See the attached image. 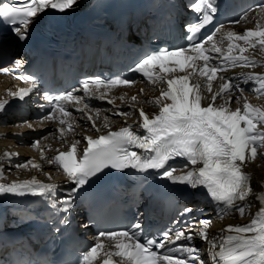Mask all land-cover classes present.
<instances>
[{
  "label": "snow or ice",
  "instance_id": "1",
  "mask_svg": "<svg viewBox=\"0 0 264 264\" xmlns=\"http://www.w3.org/2000/svg\"><path fill=\"white\" fill-rule=\"evenodd\" d=\"M77 0H18L17 3H0V24L10 26L13 33V42L23 45L30 38L33 26L39 25L43 16L51 10L64 14L72 10ZM264 10V5L260 6ZM186 11L193 17L185 18L181 25L183 39L186 46L176 49L161 48L146 54L138 60L129 71L141 74L149 83H164L160 95L152 104L158 107L157 114H148L139 110L140 127L146 132L141 136L131 130V126L121 127L118 131H108L106 134L85 136V146L82 155L78 153L81 141H74L67 151L58 150L54 157L44 156L41 149V158L47 159L57 170H62L67 181L73 185L60 196L57 185L46 184L35 178L12 183H0V198L13 197H40L41 203L50 202L56 211L70 214L75 205L76 197L86 191L93 178L106 169L116 170L126 174V170H133L143 175L147 181L148 176L159 177L170 182L171 185H182L181 188H171L170 192H189L192 196H206L210 202L219 207L224 213L238 212L244 216L246 208L252 207L249 197L253 192L250 184V175L243 169L247 163L258 156L264 158V109L253 107L247 100L241 108L230 109V104L240 103L245 92L251 91L257 95H264V73L249 72L236 77L218 75L232 68L254 69L258 62L246 53L249 49H256L264 53V26L257 25L255 29H246L242 34L235 31L222 32L223 25L216 24V18L221 10V0H187L184 4ZM247 16L241 15L239 20L229 21L230 24H240ZM60 18L56 17L53 23ZM166 24H162L160 31ZM210 26L211 31L203 35ZM217 34L220 40H216ZM156 37L154 36L153 39ZM227 40V48L223 47ZM239 42H243L240 44ZM5 41L0 38V50L6 51L2 46ZM213 53L217 54L216 56ZM216 61V62H214ZM24 61L19 57L13 58L9 64L0 65V73L15 75L17 80L28 84L17 91H8V95L19 101L26 102V98L37 93L38 81L32 74H15V68ZM259 66L264 67V62ZM159 72H156V69ZM163 73L164 75H161ZM176 73L184 75L176 76ZM219 80L218 88L213 90V81ZM135 81L125 78H87L82 81L84 97L89 99H104L106 92L115 86H130ZM251 83L253 87L246 89L241 84ZM102 87L105 91L97 94ZM79 91H64L59 93L45 92L43 99L48 106L46 115L39 117L41 122L58 119L59 140L65 142V136L73 129L70 122L72 112L66 107L74 102L83 107L76 110L84 112L90 106L83 97L76 95ZM143 90H141L142 92ZM239 91L240 95L233 100V93ZM207 92L210 96L204 95ZM123 101V97H120ZM131 100L135 102L136 96ZM223 103H217V101ZM113 103L112 99L107 101ZM7 101H0V114H7ZM41 109L45 105H39ZM97 113L99 110H95ZM87 119L92 122V128L97 133L95 118L88 113ZM114 115L125 116L128 112L116 109ZM4 116H0V121ZM104 127H108L105 117ZM22 125L32 127V122L22 121ZM66 125V127H64ZM243 125V126H241ZM0 126H7L6 122ZM47 138V137H44ZM39 140L33 141L30 147L36 148ZM134 149L141 150L140 152ZM7 163L17 169L28 168L42 170L41 165L31 160L13 165V155L5 152ZM179 158L184 163L173 164ZM191 166V167H189ZM179 169H188L182 175L174 173ZM3 178V169L0 168V179ZM50 178V177H49ZM167 187V184L165 185ZM191 190V191H189ZM259 209L249 223L245 225H228L223 232L235 233L217 240L209 236L208 228L212 221H196L192 217L194 209L184 207L179 210L173 219V227L165 229L159 238L150 235H141L144 226L138 220L130 228L112 230L98 233L114 241L105 250L103 264H114L113 257H119L115 264H264V195H257ZM36 205L38 201L32 200ZM59 205V207H57ZM203 211L202 208L195 209ZM61 223H67L65 216ZM199 224L197 230L193 225ZM88 227V224L83 225ZM59 231V229H57ZM199 238L206 248L211 250L208 259H203L200 249L192 242ZM183 243H178L182 242ZM104 243L98 242L89 250L82 253L78 264H93L99 253L104 249ZM166 250V251H158Z\"/></svg>",
  "mask_w": 264,
  "mask_h": 264
},
{
  "label": "bare ground",
  "instance_id": "2",
  "mask_svg": "<svg viewBox=\"0 0 264 264\" xmlns=\"http://www.w3.org/2000/svg\"><path fill=\"white\" fill-rule=\"evenodd\" d=\"M86 2L89 0H77L78 2ZM251 17L257 18V21H253L251 25L247 29H255L257 25L264 26V10L261 13H253ZM246 29L242 30V27L238 28L237 33H243ZM243 44V42H239ZM259 45H257L256 49H249V52L246 53L250 55L252 59L258 62V66L254 69H242L241 71L244 73L254 72V73H264V67L259 66L261 62H264V53H261L259 50ZM156 72H159V69H156ZM161 75H164L163 73ZM176 76L184 75V73H176ZM218 75H223L225 77H236V71L230 70L227 72L219 73ZM0 83H7L6 81H0ZM219 80L213 81V90L215 91L218 88ZM167 85L160 82L157 84H151L148 81L138 82L134 88L125 89V88H117L116 92L110 97L113 100L112 104L105 103L100 99L96 100V109L99 110L97 117L93 115L88 110V114L92 115L95 118V122L97 127L101 128V132L97 133L95 129L92 128V122L87 119V115L84 113L74 111L72 112V117L70 118V122L73 124V129L67 132L65 136V142H61L59 140V132L57 129L61 127L59 124H54L50 126L47 133H44L42 137H40V144L37 148H30L29 145L25 146H17L14 144L11 139L13 133L23 132L24 127L19 128L16 127V123H10L7 126H3L0 128V168L3 169V178L0 179V183H12V182H20L24 180H30L35 178L39 182H44L47 184H59L64 183L65 175L62 170H57V168L53 164H49L47 159L41 158V149L44 150V156L47 158L54 157L58 154V150L67 151L71 144L74 141H81L78 148L81 149L85 146V136H98L99 134L107 133L108 131H118L121 127L131 126V130H141L140 127V118H139V110L143 109L148 114H157L158 107L151 103L156 97L160 95L162 88L166 89ZM240 87H244L246 89H251L253 85L249 84H241ZM141 90H143L141 92ZM126 91H130L129 93H125ZM250 93L252 94L250 97ZM204 95L210 96L209 93L205 92ZM239 91L233 93V100H235L236 96H239ZM132 96H136L137 100L133 102L131 100ZM123 97V101L120 99ZM247 100L253 107H259L264 109V95H257L251 91L245 92L244 96L241 98L240 103H231L230 109L236 110V108H241L243 106V102ZM217 103H223V101H217ZM104 109V110H103ZM116 109H119L123 112H128L129 115L125 116H117L114 115ZM105 117H107L108 127H104ZM243 126V125H241ZM66 127V125L64 126ZM258 130H264V126L258 128ZM47 137V138H44ZM13 150H16L14 153ZM5 152L13 155L12 162L13 165L17 163H22L27 160H31L34 163L40 164L42 170L32 169L31 165L28 168H20L17 169L14 166H10L7 163V157H5ZM246 173L250 175V184L253 189L252 194L249 197V201L252 204V207L246 208L245 214L243 217L240 216L238 212L232 213H224L221 209L210 202V198H204L202 196L196 197L191 206L195 209L202 208L206 215L203 217V220L212 221L211 225L208 228L209 236H214L218 241L221 240L222 237H225L229 234L235 235V233L223 232L222 229L226 228L228 225H245L250 222V220L254 217L255 213H257L259 209V201L256 199L257 195H264V158L258 156L255 160L247 163L243 169ZM56 174L57 177L54 178L53 181L48 182L49 175ZM44 177V179L39 178ZM51 176V175H50ZM47 179V180H46ZM8 199H17V197L7 196L0 198V226L1 225H13L15 221H19L21 217H24V212L21 211V208L16 205H7L4 202ZM208 209V211L206 210ZM193 244L199 249H204L208 253L211 251L206 248L204 243H201L199 238L193 241ZM209 255V254H208Z\"/></svg>",
  "mask_w": 264,
  "mask_h": 264
}]
</instances>
